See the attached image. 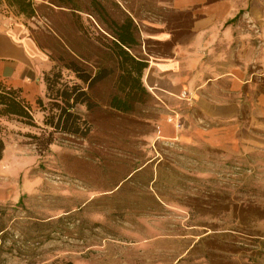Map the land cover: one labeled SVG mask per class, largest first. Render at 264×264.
<instances>
[{"label":"rangeland","instance_id":"374dc122","mask_svg":"<svg viewBox=\"0 0 264 264\" xmlns=\"http://www.w3.org/2000/svg\"><path fill=\"white\" fill-rule=\"evenodd\" d=\"M32 1L34 17L2 0L0 15L53 47L54 57L60 53L52 29L77 52L97 55L92 43L81 41L68 12L50 5L54 0ZM101 1L115 16L113 2L136 15L140 55L168 49L148 38L150 22L188 20L159 6L164 0ZM253 82L234 98L233 120H208L191 104L168 100L182 115L171 120L152 94L148 107L131 120L95 112L90 119L97 132L87 139L56 135L41 156L23 136L35 128L15 119L1 122L0 213L24 227L29 216L51 222L50 238L34 246V264H264V109L256 104L264 79L256 75ZM42 92L48 104L45 85ZM32 108L42 125V113L36 104ZM170 122L178 132L161 136Z\"/></svg>","mask_w":264,"mask_h":264},{"label":"crops","instance_id":"0c3cea01","mask_svg":"<svg viewBox=\"0 0 264 264\" xmlns=\"http://www.w3.org/2000/svg\"><path fill=\"white\" fill-rule=\"evenodd\" d=\"M158 4L186 14L188 20L149 23L148 38L168 49L145 50L147 90L164 105V115L171 120L182 115L168 100L191 104L208 120H233L236 97L253 86L254 76L264 79V0H164ZM50 66L46 51L24 25L0 15V82L20 89L33 104L44 91L42 75ZM256 104L264 109V92L257 95ZM167 124L161 136H175V125Z\"/></svg>","mask_w":264,"mask_h":264},{"label":"trees","instance_id":"16d2710c","mask_svg":"<svg viewBox=\"0 0 264 264\" xmlns=\"http://www.w3.org/2000/svg\"><path fill=\"white\" fill-rule=\"evenodd\" d=\"M2 1L7 8L25 17L36 15V5L32 0ZM51 4L68 12L67 16L81 41L92 43L97 55L93 58L77 52L66 37L52 29L54 50L60 53L54 57L49 51L53 47L49 48L33 36L51 62L50 68L42 75L48 104L40 97L33 103L42 113V125H38L33 117V104L22 97L21 90L0 82V161L5 149L1 133L3 121L15 119L35 128L36 132L23 136L41 156L54 143L56 135L87 139L97 132V124L90 119L93 113L102 111L106 116H124L129 121L132 114L144 111L153 100L143 83L148 59L145 54L136 52L135 48L141 46L140 29L131 10H123L113 2L119 12L115 16L101 0H89L87 5L78 0H54L50 1ZM84 16L96 33L88 32ZM68 57L74 59L67 62ZM65 72H71L75 81L65 78ZM22 199L23 196L19 204ZM29 220V225L24 227L11 215L0 213V264H10L13 258H22L26 260L25 264L35 263L34 246L50 238L53 229L51 222H40L31 216Z\"/></svg>","mask_w":264,"mask_h":264}]
</instances>
